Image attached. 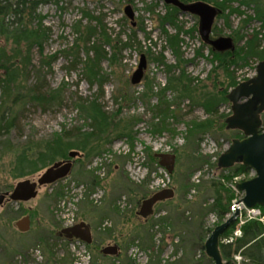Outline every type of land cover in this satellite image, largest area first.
Listing matches in <instances>:
<instances>
[{
  "label": "rangeland",
  "instance_id": "rangeland-1",
  "mask_svg": "<svg viewBox=\"0 0 264 264\" xmlns=\"http://www.w3.org/2000/svg\"><path fill=\"white\" fill-rule=\"evenodd\" d=\"M36 1L43 3L38 5L32 22L36 25L39 17L49 36L42 56L37 48L31 51L30 65L23 78L27 87L34 85L39 78L49 90H60L62 107L43 110L26 105L14 109L15 126L0 139V194L11 193L20 181L10 176L14 147L16 149L26 141L49 139L61 128L91 131L73 108L74 100L101 97L99 103L107 113L116 114L121 120L139 119L140 123L133 129L136 136L132 149L125 140L104 144L99 156L74 162L67 178L39 188L35 199L26 203L8 200L4 203L0 208V264H214L205 256L203 247L218 221L211 211L218 188L213 187V183H220L232 191L231 204L239 210L232 223H237L236 228L229 237H220V244L240 237V227L248 221L264 224V211L260 208L255 209L258 212L245 211L243 205L238 204L243 194L235 190L237 183L253 178L254 173L250 171L226 181L227 172L217 167L218 158L238 136L236 132L221 127L218 121L220 116H230V104L221 103L217 107L218 114L211 119L213 126L209 132L199 136L188 132L191 122L207 119L203 108L195 103L218 95L227 86L226 76L220 69L212 72L216 64L210 63L207 48L201 50L203 57H196V52L201 49L198 30L192 35L181 33L179 36L184 59L192 61L184 68L187 77L184 83L189 87L190 99L175 101L171 109L174 118L167 120L168 130L158 135L152 133L153 126L160 122L154 112L158 105L154 95L166 85L168 75L164 67L152 59L165 48L166 62L174 64L159 29V17L167 12L163 0H132V3L127 0ZM229 1L231 9L243 12V15L233 13L228 19L219 20L217 15L212 28L217 30L219 37L210 34V40H232V35L242 25L241 21L253 17L256 9L264 10V0ZM245 1L249 5L240 6ZM126 6H130L134 13V27L124 15ZM177 22L184 31L198 29V18L194 16L179 14ZM99 24L112 40L125 41L131 30H137L139 44L123 50L112 66L107 62L101 64V72L107 76L101 92L90 87L83 76V37L77 32L79 30L81 34L87 27H96L98 33ZM259 27V22L250 21L246 26L242 25L239 35H251ZM166 29L174 34L171 28ZM1 46L5 43L0 37ZM6 49H11L9 44ZM105 50L111 52L108 48ZM140 55L146 57L147 69L141 84L136 87L131 85L130 78L136 71ZM258 63L250 60L243 68H231L235 82L239 84L255 77ZM1 79L3 72L0 70ZM147 81L153 84L152 97L149 101L138 100ZM165 96L169 101L176 97L172 92ZM1 100L0 92V103ZM146 151L156 162L149 159ZM157 154L176 157L171 174L158 166ZM44 171L25 179L35 181ZM92 177L99 180L96 186H92ZM164 188L173 190L174 198L157 204L146 220L138 217L136 214L143 200L141 191L150 197ZM26 216L30 219V229L20 233L15 223ZM230 217L231 214L226 216L221 224ZM80 222L91 229L90 246L58 236L62 229ZM109 245L119 248L117 257L101 254L100 251ZM234 259L237 263L242 261L239 256Z\"/></svg>",
  "mask_w": 264,
  "mask_h": 264
},
{
  "label": "trees",
  "instance_id": "trees-1",
  "mask_svg": "<svg viewBox=\"0 0 264 264\" xmlns=\"http://www.w3.org/2000/svg\"><path fill=\"white\" fill-rule=\"evenodd\" d=\"M127 1L132 3V0ZM179 1L184 4L203 2L211 5L219 12L218 20L228 19V16L233 13L243 15V12L231 9L229 0ZM40 3H43V1L0 0V37L4 39L5 43V46L0 47V70L3 72V79L0 80L2 96L0 103V139L13 130L16 120L13 112L15 108H18L17 106L20 108L26 105H33L43 110L62 107V93L60 90H49L48 86L44 85L39 78L34 85L27 87L23 78L30 65L31 51L33 48H37L42 56L43 46L49 36L48 29L43 26L39 17L36 25L32 22ZM248 5L246 1L240 3V6ZM165 8L167 10L166 14L163 17H159V29L166 41V49L171 52L174 64L166 62L164 57L165 48L157 57L152 59L157 65L164 67L168 75L166 85L154 95L158 101L154 112L155 116L160 118V122L153 126L152 133L158 135L168 130L167 120L174 118V113L171 109L175 106V101L190 99L188 95L189 87L184 83V79L187 78L184 68L192 61L184 59L179 36L181 33L192 35L197 30L199 32V23L198 29L194 28L184 31L183 26L177 22V16L180 14L179 10L170 6ZM149 11L152 12L151 9ZM226 11L229 14L225 15ZM250 21L259 22V30L254 31L251 35L240 36L239 32L242 25L246 26ZM241 24L238 31L232 35L233 51L216 52L201 36L199 37L201 49L196 52V57H203L201 50L207 48L208 55L211 57L210 63L216 64L212 72L220 69L226 76L227 86L218 95H211V97L205 98L202 102L195 103L203 108L207 119L201 122H191L188 125V132L192 136H199L209 132L213 126L211 119L218 114L217 107L221 103H228L226 100L228 90H232L238 85L233 74L230 73V69L243 68L248 65L250 60L264 61V10L256 9L254 16L247 17L241 21ZM166 27L171 28L174 34H171ZM77 32L79 37H83L82 44L85 52V60L81 64L83 76L90 87H96L101 92L107 81V76L101 72V64L107 62L112 66L115 63L116 56L120 55L123 50L130 48L131 45L136 44L138 46L137 30H131L130 36L125 41L119 38L116 40L110 39L101 26L98 33H96V27L93 29L87 27L85 32L81 34L79 30ZM211 34L219 37V33L215 28H212ZM147 40H150L149 36H147ZM241 42L243 44H240ZM8 44L11 47L9 51L6 49ZM106 48L111 50V52L106 51ZM49 59L55 58L49 57ZM206 60H209V58H206ZM152 86L153 84L147 81L144 84L143 93L137 99L149 101L150 97H152L150 95L152 94ZM167 92L175 93V99L172 101L167 100L165 96ZM100 98L95 96L92 100L79 98L73 101V108L88 123L91 131L85 132L81 128L76 130L61 128L59 133H55L49 139L38 142L26 141L18 148L15 149L14 147L12 149L14 157L11 162V178L13 180H22L31 177L57 161L67 160L70 151L80 153V157L73 162H80L82 158L88 160L94 156H99L102 147L105 146L104 144H110L115 140H125L132 149L136 136L133 129L135 125L140 123V120L135 118L121 120L118 119L116 114L107 113L99 103ZM225 118L226 116L219 117L218 121L219 123L221 122V127H225V122H223ZM262 119L264 121V118ZM236 134L238 136H235V138H242V136L239 137V132H236ZM145 153L151 161H155L149 151ZM222 171L228 174L224 177L226 181H230L237 176L247 175L250 172L249 169L242 165H236L231 169ZM92 179V186H96L99 180L97 177H92ZM214 186L218 188L215 190V200L211 211L218 217L216 224L218 226L225 220L226 216L231 214V202L234 194L220 183H213ZM141 192H143L141 193L143 196L142 201L151 197L147 196L145 191ZM260 209L264 211V208ZM236 224H231L221 238L229 237L236 228ZM210 232L211 230L207 231V235ZM240 232L241 236L232 242L220 244V251L225 264H237L234 259L236 256L242 259L239 264H264V224L259 221H248L240 227Z\"/></svg>",
  "mask_w": 264,
  "mask_h": 264
},
{
  "label": "water",
  "instance_id": "water-1",
  "mask_svg": "<svg viewBox=\"0 0 264 264\" xmlns=\"http://www.w3.org/2000/svg\"><path fill=\"white\" fill-rule=\"evenodd\" d=\"M167 6L179 10L180 14L191 15L198 18L199 33L201 38L216 52L233 51L234 46L230 38L210 40L212 25L218 15L217 9L203 2L184 4L179 0H163ZM124 15L133 23L134 13L130 6L124 8ZM147 69L146 57L140 55L136 71L130 78L132 86H139ZM230 104V116L225 120L227 131L239 132L241 139H233L227 150L218 158L217 167L220 170H228L236 165H242L254 173V177L242 181L235 186V190L243 194L238 202L247 209L255 207L264 208V61L257 64L255 77L239 83L226 95ZM80 157L77 151H70L68 159L57 161L45 169L35 181L20 180L14 186L11 193L0 194V208L4 203H26L35 199L39 188L50 186L67 178L73 168V161ZM158 166L171 174L174 169L176 157L170 154H157ZM174 198V191L165 189L153 194L147 200L141 202L137 216L146 220L153 214L156 204L170 201ZM239 210L232 212L231 217L223 224L215 227L204 243V254L214 264H225L220 251V237L228 227L236 220ZM20 233H26L30 229L28 216L15 223ZM60 237L66 240L76 239L85 245L92 244V234L89 225L80 222L77 225L62 229ZM101 254L105 257H117L119 248L109 245L103 248Z\"/></svg>",
  "mask_w": 264,
  "mask_h": 264
},
{
  "label": "built area",
  "instance_id": "built-area-1",
  "mask_svg": "<svg viewBox=\"0 0 264 264\" xmlns=\"http://www.w3.org/2000/svg\"><path fill=\"white\" fill-rule=\"evenodd\" d=\"M243 209H244L245 211H247L248 213H250V212H252V211H253V212H254V211H255V212L257 211V210H255V209H246V208H244V207H243ZM249 211H250V212H249ZM257 212H258V211H257ZM258 215H259V213H258ZM259 216H260V215H259ZM238 235H239V234H237V236H238ZM229 240H230V239H229ZM229 240H228L227 243H230V242L233 241V240H230V241H229ZM237 260H238V259H237Z\"/></svg>",
  "mask_w": 264,
  "mask_h": 264
},
{
  "label": "flooded vegetation",
  "instance_id": "flooded-vegetation-1",
  "mask_svg": "<svg viewBox=\"0 0 264 264\" xmlns=\"http://www.w3.org/2000/svg\"><path fill=\"white\" fill-rule=\"evenodd\" d=\"M73 164H74V162H73ZM156 205H157V204H156ZM156 205H155V206H156ZM155 206H154V207H155ZM90 230H91V229H90ZM58 236L60 237L59 234H58ZM74 240H75V241H78V240H76V239H72V240H68V241H74ZM79 242H80V241H79ZM89 246H90V245H89Z\"/></svg>",
  "mask_w": 264,
  "mask_h": 264
}]
</instances>
